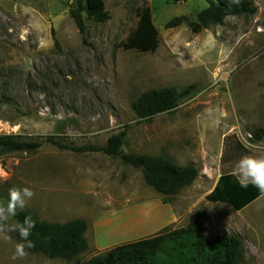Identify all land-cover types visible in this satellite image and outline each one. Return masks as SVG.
Masks as SVG:
<instances>
[{
	"label": "rangeland",
	"instance_id": "obj_1",
	"mask_svg": "<svg viewBox=\"0 0 264 264\" xmlns=\"http://www.w3.org/2000/svg\"><path fill=\"white\" fill-rule=\"evenodd\" d=\"M252 1L256 14L194 33L187 23L166 25L182 16L196 21L208 0H105L110 19L100 24L84 15L87 28L80 34L71 17L73 0H0V136L105 146L126 131L124 152L165 153L199 170L192 185L166 198L117 158L45 144L35 153H0V205L7 206L10 188L28 187L35 195L25 208L41 220L84 219L90 244L81 260L142 234L187 227L201 214L207 239L238 235L245 248L241 264H264V194L241 211L207 200L242 157L264 156V135H253L264 130V0ZM147 6L160 46L155 52L127 50L123 44ZM192 85L176 109L150 122L132 111L147 90ZM166 205L173 220L159 230L170 217L160 213ZM143 216L144 226H136ZM101 217L95 247L93 223ZM7 235L0 238V264L59 261L32 254L14 260L19 242Z\"/></svg>",
	"mask_w": 264,
	"mask_h": 264
},
{
	"label": "trees",
	"instance_id": "obj_2",
	"mask_svg": "<svg viewBox=\"0 0 264 264\" xmlns=\"http://www.w3.org/2000/svg\"><path fill=\"white\" fill-rule=\"evenodd\" d=\"M74 8L71 17L80 34L86 31L84 15L88 20L104 24L110 19L106 11L105 0H73ZM209 6L197 14L196 21H190L186 16L171 20L167 29H172L187 23L194 33L211 26H220L228 17L254 15L257 7L252 0H239L238 4L230 0H208ZM160 33L153 21L149 6L139 12V22L136 29L123 44L127 50L140 52H155L160 46ZM196 85L180 89L165 87L150 89L142 93L132 104V111L143 122H150L159 114L168 113L177 108L179 101L192 94ZM257 140L264 135L263 129L253 132ZM127 136L126 131L112 135L105 146L82 145L66 143L55 136H47L40 140L27 141L15 136H0V153H35L45 144L62 151L75 153H103L117 158L125 165L140 170L145 183L158 194L171 198L192 185L199 177V170L194 165H178L165 154H135L123 151ZM263 194L258 188L249 184L242 187L233 173L220 176L213 192L207 196L212 203H224L236 211H241ZM165 202H168L167 200ZM25 217H30L35 223L29 239L35 245L26 249L28 254L41 255L49 260H63L74 264H241L245 248L238 235L223 234L214 239H207L201 214L187 227L174 230L164 228L162 232L152 237L118 245L103 254L88 260L80 256L89 249L86 238L88 224L84 219H75L67 223H56L41 220L37 214L24 208L17 209V215L11 217L15 224L23 223ZM9 225V221H7ZM11 233L19 243L18 232Z\"/></svg>",
	"mask_w": 264,
	"mask_h": 264
},
{
	"label": "clouds",
	"instance_id": "obj_3",
	"mask_svg": "<svg viewBox=\"0 0 264 264\" xmlns=\"http://www.w3.org/2000/svg\"><path fill=\"white\" fill-rule=\"evenodd\" d=\"M230 3L238 4L239 0H230ZM233 175L238 178V182L242 187H248L249 184L255 186L264 194V156H244L235 165ZM35 193L28 187L23 189L10 188L9 200L7 206L0 205V238L10 239L8 232H18L21 243L15 245L13 259H23L27 256L26 249H31L35 245L29 239L31 230L35 227V223L30 217H25L23 223L9 225L7 221L10 217L17 215V209L23 210L28 200L34 197Z\"/></svg>",
	"mask_w": 264,
	"mask_h": 264
},
{
	"label": "crops",
	"instance_id": "obj_4",
	"mask_svg": "<svg viewBox=\"0 0 264 264\" xmlns=\"http://www.w3.org/2000/svg\"><path fill=\"white\" fill-rule=\"evenodd\" d=\"M220 178V177H219ZM219 180V179H218ZM218 182V181H217ZM216 185H217V183H216ZM216 187V186H215ZM259 199V198H258ZM255 202V201H254ZM252 204V203H251ZM227 205V204H226ZM229 206V205H228ZM231 207V206H230ZM234 209V208H233ZM152 211V210H151ZM168 212H169V214H168ZM160 213H161V215L163 214V213H167V215H169L170 217H169V220H165L162 224H161V226H160V228H159V230L161 229V228H163V227H165L166 225H168V224H170V223H172V220H173V216H172V214H171V212H170V207L169 206H164V208H163V210H160ZM160 215V216H161ZM114 216H116V214L115 213H113V214H111L109 217L110 218H114ZM151 216V212L149 213V216H148V218ZM104 218L105 217H107V215L106 216H103ZM102 221V217L101 218H99V219H97L94 223H93V229H94V233H95V247L96 246H99V244H98V241H99V235H98V231H97V226L99 225V223ZM88 224V223H87ZM136 226H144V216H143V219H142V222L139 224V225H136ZM90 228V226H88V229ZM158 230V231H159ZM88 231V230H87ZM141 232V231H140ZM150 233L152 234L153 233V231L152 232H149V233H147V234H142L141 236H143V235H145V236H148V235H150ZM145 236H143V237H140L138 240H140V239H142V238H145ZM135 241H137V240H135ZM89 242V241H88ZM90 244V243H89ZM46 264H74V263H70V262H66V261H63V260H59V261H56V262H54V263H46Z\"/></svg>",
	"mask_w": 264,
	"mask_h": 264
}]
</instances>
